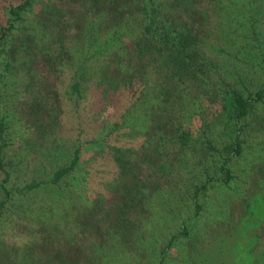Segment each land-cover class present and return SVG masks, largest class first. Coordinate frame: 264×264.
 I'll return each instance as SVG.
<instances>
[{
	"label": "rangeland",
	"instance_id": "rangeland-1",
	"mask_svg": "<svg viewBox=\"0 0 264 264\" xmlns=\"http://www.w3.org/2000/svg\"><path fill=\"white\" fill-rule=\"evenodd\" d=\"M21 1L0 0V23L7 24L10 5ZM181 1L176 11L201 39L203 68L173 83L159 53L145 55L136 45L145 36L142 0H39L23 13L0 63L1 110L17 136L6 164L15 168L19 155L24 175L43 185L26 199L30 212L20 208L1 224L0 264H158L162 254L150 259L146 247L138 253L139 244L165 245L174 236L164 264H264V101L246 121L243 151L231 160L233 180L211 189L196 216L187 212L193 194L179 192L207 180L228 143L219 116L226 91L257 88L264 78V0L238 5V14L228 1L194 0L189 9V0ZM50 44L57 53L47 63L41 51ZM34 71L51 77L39 87L47 90L53 114L34 108ZM79 96L92 111L80 137L70 114L78 113ZM126 98L135 104L125 117ZM120 121L122 131L113 132ZM182 124L197 137L176 136ZM80 144L92 151L51 186L54 171ZM112 148L129 163L128 178L115 188L107 184L120 173L103 179L92 161ZM141 187L147 191L138 196Z\"/></svg>",
	"mask_w": 264,
	"mask_h": 264
},
{
	"label": "trees",
	"instance_id": "trees-1",
	"mask_svg": "<svg viewBox=\"0 0 264 264\" xmlns=\"http://www.w3.org/2000/svg\"><path fill=\"white\" fill-rule=\"evenodd\" d=\"M37 1L39 0H23L17 5H10L9 11L7 12L9 13L7 24L0 23V63L2 58H4V55H2L3 50L9 47L8 43L12 37V29L16 28V25L23 19V13L29 10V6ZM92 1L93 0H91V2ZM119 1L120 0H116V2ZM193 1L194 0H189V3H186L184 8H191ZM226 1L233 4L229 10L235 14H238V5H246L250 2V0H217V3ZM262 2L263 0H254L252 4H261ZM140 6L141 22L145 23L143 25L145 36L138 39L139 41L136 43L137 46L141 45L140 50L144 52L145 55H154L159 53L168 66L171 74V80L179 77L181 78L180 81H186L187 79L195 78L199 75L197 71H202L200 69L203 68L201 39L193 26L188 23H184L182 16L177 13L176 8L183 6L182 1L142 0V4ZM193 8L195 9L196 5H194ZM140 41H143L142 44ZM41 52L46 55L45 61L48 63V61L51 62V58L57 53V50L56 47L50 44ZM32 54L35 55V53ZM45 55H43V57ZM57 65L58 63H53L51 68L55 69ZM75 66H77V64H75ZM73 69L74 68L71 70ZM0 72L4 73V70L1 71L0 69ZM2 73H0V87L1 84L5 82V76ZM80 74L82 75L84 73ZM47 77L37 73V71H34L32 74L34 83L32 89H35L33 91V98L34 105L36 107L34 108L40 110L41 112L47 111L49 114H53L54 111H52L53 107L48 99L47 90H44L43 87H39L42 81L47 83L50 82V75H47ZM82 79L84 80L83 77ZM257 85H259L257 88L253 87L248 90L230 88L226 91L227 93L224 96V108L220 110L219 116L223 119V132L228 138V143H226L225 149L220 152L218 158H215L212 161L213 172L208 171L209 176L207 180L203 181L198 178L192 183L186 184L184 187H179L181 197L186 198L192 193L195 199V201L190 202L187 206V212L189 214H192L193 211L195 216L200 214V209L203 206L206 207L207 201L210 200H206L208 199L210 190L219 186L222 190L224 184L228 185L231 180H233L234 176L231 169V160L235 157V155H240L243 151L244 137L248 133L246 121L248 120V116L255 112L257 105L264 101V78H261ZM177 88H179L180 91H185V88L180 85L177 86ZM81 92L82 87L78 81V93L80 94ZM81 96L78 97V113L73 110L70 111L71 117H75V122L78 123V137H80V134L89 126V118L92 115V111L88 107L87 101H85L86 103L83 102L84 97ZM131 101L132 102H130L128 98L125 99V108L120 116L125 115L126 117V114H128V112L130 113V110L135 104L132 98ZM121 122L122 121L118 122L119 124L117 123L116 127L114 126L115 128L112 130L113 132L122 131L121 126H119ZM95 126L96 123L95 125L93 123L90 128H95ZM184 127V124L177 126L178 132L176 136H179L182 141L188 142L192 138L195 139L197 137L198 134L196 135L193 127H191L190 130L185 129ZM14 128L15 127L7 121L5 112L1 110L0 105V230L1 224L11 221L12 218L16 216L18 209L22 208L24 214L30 212L27 210L28 206L26 199L29 197L31 192L38 190L43 185L42 180H34V178H30L28 175H24L21 169L22 167L20 166L21 160L19 155H14V158L18 159V165H16L15 168L7 166L6 160L11 159V156L13 155V153L9 155L7 152H9V148L12 146L14 147V140L16 141L17 138ZM107 140L115 141L113 133L112 135H108ZM196 142L197 141H195V145ZM117 143L118 142L116 141L113 145H116ZM103 145L105 146V143H103ZM117 148H112L111 153H106V155H100L95 159H92V161H94L93 169L95 170V173L100 177H104L103 179H112L117 177L119 173L122 175L121 178L119 175L114 179V181L107 184L109 188L117 187V180L127 179L129 174V172H126L129 171L126 168L129 166V163H127L128 161L126 160L127 154H124L123 157L122 155H117L119 154ZM89 151L85 150L80 144L76 148L72 160L69 163L61 165L54 171L53 177L49 179V182L52 183L51 186L54 187L58 185V183L65 181L66 178L76 170L79 163L84 160V157L89 153ZM221 181H223V183ZM133 190L136 192L139 188L135 187ZM141 190L142 191L137 193L138 196L142 195L141 192L147 191V188L141 187ZM201 192H203L202 195L200 194ZM204 197L206 199H204ZM170 204L171 200L167 202V205L171 206ZM47 205L48 203H44V205H38L37 208L43 210L42 208H46ZM175 226L176 224L173 228ZM188 231L187 227L184 226L182 235H187ZM177 237L178 236L171 237L168 243L165 245L160 244V246H154L156 243L152 246H145L143 242L144 237H140L144 245L140 243L137 251L139 254H143L146 252L143 247H146L147 251L149 250V252L146 253V256H149L150 259H153L156 254H162L159 262L157 261V263L164 264L166 245L167 247L172 246Z\"/></svg>",
	"mask_w": 264,
	"mask_h": 264
}]
</instances>
